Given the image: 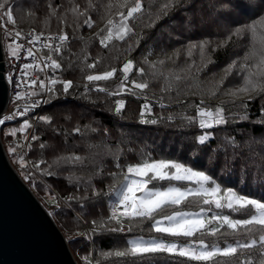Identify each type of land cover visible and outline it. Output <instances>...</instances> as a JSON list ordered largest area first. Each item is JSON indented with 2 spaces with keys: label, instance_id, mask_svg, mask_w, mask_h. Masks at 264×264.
Masks as SVG:
<instances>
[{
  "label": "snow or ice",
  "instance_id": "obj_1",
  "mask_svg": "<svg viewBox=\"0 0 264 264\" xmlns=\"http://www.w3.org/2000/svg\"><path fill=\"white\" fill-rule=\"evenodd\" d=\"M101 9L103 26L93 39L98 37L102 49L116 41L127 44L130 52L144 49L140 66L130 54L120 66L115 91L97 82L114 77L116 67L83 74L82 89L60 71L65 68L64 61L67 70L74 71L78 57H82V73L84 67L93 69L99 62V55L91 58L89 41L77 36V31L92 29L96 24L93 13ZM17 14L45 26L55 19L58 32L46 35L31 29L25 33L16 27ZM68 27L73 29L71 36ZM0 29V53L11 68L0 71V80L13 89L10 103L14 105L10 113L0 115V126L14 122L4 133L13 138L6 150L30 182L39 173L63 178L73 189L64 197L50 195L57 209L63 201L76 214V234L94 246L81 256V264H100L94 259L96 238L127 236L138 223L145 222L151 231L173 239L128 237L124 247L101 255L142 261L146 256L166 254L186 258L189 264H216L218 258L224 264H264V195L244 191L259 187L264 192V0H110L106 5L97 0H0ZM249 35L251 43L243 57L237 55L225 65L215 87H203L200 78L212 62L209 50L215 52L233 37ZM77 41L79 53L72 50ZM39 48L47 49V54L37 57ZM181 50L189 57L198 50L200 65L193 61L178 67ZM21 54L32 62L19 64L17 73L13 61H19ZM168 61H172L171 67ZM49 68L50 76L45 72V78H34L36 69ZM133 72L138 79L130 76ZM233 76L242 78V83L228 87ZM73 87L77 91L70 93ZM155 87L161 95L154 96L153 104L147 92ZM222 93L226 99H219ZM61 94L65 99L71 94L93 108L107 104V113L120 121L126 119L128 104L143 97L133 121L137 132L161 126L171 130L178 138L172 143L179 156L156 158L146 151L147 146H138L139 137L128 138L131 132L113 137L111 126L101 128L96 119L75 112L65 115L66 123L59 124L53 115L32 116ZM100 94L132 99L116 98L108 104ZM30 119H35L36 125ZM98 136L100 140L93 142ZM37 146L39 153L30 157ZM136 156V162H129ZM227 180L232 183H225ZM191 200L196 201L198 210H184ZM165 209H171L170 214H162ZM241 210L245 218L231 215ZM81 220L91 227L79 231ZM226 230L237 234L235 243L219 246L197 238L227 235ZM241 231L251 233V238H239ZM181 238L188 242H178ZM68 239L71 242L72 237Z\"/></svg>",
  "mask_w": 264,
  "mask_h": 264
},
{
  "label": "trees",
  "instance_id": "obj_2",
  "mask_svg": "<svg viewBox=\"0 0 264 264\" xmlns=\"http://www.w3.org/2000/svg\"><path fill=\"white\" fill-rule=\"evenodd\" d=\"M15 2H19V0H14ZM97 2L106 5L110 2V0H97ZM104 14L103 9L99 13H93L94 19L96 21L95 26L92 29H88L84 27L82 33L78 30L77 36L82 35L86 41H89V46L91 49V58L96 59L99 55L100 59L99 62L96 63L93 69H87L84 67L83 73L81 72L79 60H82V57H78L74 60L75 69L74 71L69 72L67 70V61H64L65 68L60 70L63 74L64 78L72 79L74 85L79 86L80 89L83 88L85 81L82 79V75L89 73V72H102L106 70H110L111 67L117 68V73L114 77L110 78L108 81H100L97 82L100 86L107 87L110 90L115 91L117 85L120 82V66L126 61L129 54L132 56L134 61L136 62V66H140L141 63V55L140 53L144 51L143 47L136 51H129L127 44L124 42H113L112 46L107 49H102L98 43V37L93 39V34L97 32L98 28L103 26V22L101 21L100 17ZM16 27L22 29L23 31L35 29L38 31H46L57 33L59 25L55 19L51 20L49 25L45 26L41 24L39 21L31 19V18H21L19 14H17V24ZM69 36L72 35L73 29L72 27H68L66 29ZM146 31V29H145ZM140 28L139 26L136 29V33L139 34ZM213 40L216 43H219V38L214 36ZM186 44L187 41H184ZM251 43V37L247 38H236L233 37L231 42L226 47H220L215 52L209 50V55L211 58V63L208 64L207 69L205 70L204 75L200 78V84L203 87L213 88L215 87L214 81L218 80L220 76L223 74L222 69L225 65L230 62L232 59L237 58V55L243 57L244 52L247 51ZM179 47V45H176ZM81 44L77 42H73L72 50L79 53V49ZM48 50L43 51V54H47ZM65 55H68L66 52ZM155 59V56L151 57ZM92 59L89 62H92ZM177 58L173 56V60ZM195 61L196 65H200L201 57L198 50H194L192 55L189 57L186 54V50H181L178 67H184L187 63H192ZM168 67L172 66V61H168ZM147 68V66H145ZM215 73V75H213ZM193 75L195 72L193 71ZM130 76L134 79H138L137 74L135 72L130 73ZM239 83H242V78L233 76L228 79V87H236L239 86ZM128 87H131V81L128 82ZM59 87V86H58ZM227 90V89H225ZM77 88L73 87L70 90L71 92H76ZM93 98L97 95L95 92L91 93ZM103 97V94H100ZM161 94L159 92L158 87H155L147 92V96L149 99H152L153 104H155V97H159ZM107 100L108 104L114 102L116 98H125L126 100L131 101V97L123 96V97H103ZM223 95L219 97V99H226ZM144 102L143 97L135 101V103H129L127 109L124 112L126 119L124 121H120L118 118L112 117L107 113V104H100L95 108L91 107L89 103L86 101H81L74 99L71 94L65 99L61 94L60 98L53 99L50 103L46 104V106L42 109L39 114H49L53 115L56 122L59 123H66L63 121V117L65 115H71L72 112H75L79 117H88V119H96L98 126L101 128L105 125L111 126L113 129V137L120 136L121 132L128 133L131 132L132 136L128 137L130 139H135L139 137L138 146H147L146 151L149 153H154L156 158H160L161 156L167 157H177L179 156L178 152L173 150V140H177L178 138L172 135V131L169 129L163 128L161 126L159 129L157 128H142L139 132L136 130V126L133 125V121L135 119V115L138 114L139 105L140 103ZM156 111L158 112L159 109L157 108ZM94 112L96 115L92 117L90 114ZM167 113H165L166 115ZM103 118L102 120L100 118ZM83 122H88L84 120ZM73 123H75V117L73 119ZM36 125V121L35 124ZM120 125H124L123 128ZM39 127V125H38ZM31 132V129H28ZM30 138V137H29ZM6 139L9 141L12 140L11 136H8ZM100 137H96V140L93 142H98ZM37 142H33L35 145ZM4 144V143H3ZM5 148V147H4ZM69 149H71V142L69 144ZM78 150H82L78 149ZM38 146L35 147L30 153V157L35 158L36 154L39 153ZM139 159V156L133 158L132 161L129 162H136ZM124 162V161H122ZM127 163V162H125ZM44 165H42L43 167ZM80 173H77L79 175ZM122 179V177H120ZM224 179L223 177L221 178ZM27 180V179H26ZM25 180L28 183V187L34 193L37 190V187L40 190H44L45 188L53 194L56 198L67 196L69 192L73 191L71 187L66 186V181L63 178H55V177H48V176H41L39 173L34 175L33 181ZM225 183H232L231 180L225 181ZM149 186H152L151 184ZM245 192H250L251 194H255L256 196L264 195V192L261 191L259 187H255L253 189H244ZM35 194V193H34ZM52 195V197H53ZM36 196V195H35ZM37 197V196H36ZM191 199V198H190ZM54 202V201H53ZM196 201L191 200V205H185L184 210H198L196 207ZM47 210V209H46ZM58 211V217L53 218L54 222L62 232L65 237L72 236L71 242L68 241V245L70 246V250L74 259L76 260L77 264L79 263V259L83 256L86 252L91 250L94 246L92 244L87 243L84 241L79 235H77V222L75 220L76 214L66 208L64 206L63 201H60V208ZM171 209H165L164 213L162 214H170ZM231 215L235 218H245V213L243 210L231 213ZM90 223H84L83 220L79 223V231H84L86 228H90ZM227 235H218V237H210L208 235H204L203 237L197 236V238L205 239L209 244L215 242L219 246H225L229 243H235L237 238V234H233L231 230H226ZM251 233H246L241 231L239 233V238L241 239H248L251 238ZM128 237H143V238H156V239H165V240H172L173 238L165 236L163 234L155 233L150 230L147 222L145 223H138L133 231L127 236L120 235V236H112L108 235L105 237H98L96 238V256L94 259L99 260L100 264H189L186 258L181 257H169L166 254H157L155 256H146L142 261L136 260L132 261L130 258H119L115 256H110L108 258H104L101 253L103 251L114 250L117 247H124L126 245V239ZM178 242L180 243H187L188 241L184 238H181ZM191 264H199V262H191ZM216 264H224L223 259L218 258Z\"/></svg>",
  "mask_w": 264,
  "mask_h": 264
},
{
  "label": "water",
  "instance_id": "obj_3",
  "mask_svg": "<svg viewBox=\"0 0 264 264\" xmlns=\"http://www.w3.org/2000/svg\"><path fill=\"white\" fill-rule=\"evenodd\" d=\"M7 102L8 86L0 80V115ZM0 264H77L61 231L8 160L1 135Z\"/></svg>",
  "mask_w": 264,
  "mask_h": 264
},
{
  "label": "rangeland",
  "instance_id": "obj_4",
  "mask_svg": "<svg viewBox=\"0 0 264 264\" xmlns=\"http://www.w3.org/2000/svg\"><path fill=\"white\" fill-rule=\"evenodd\" d=\"M15 2V1H14ZM9 27H13L12 25H9ZM1 32L3 31V29H0ZM23 118H17V120H22ZM12 123L14 122H10L9 124H6L4 126H1L0 128V135H1V141H2V144L3 146L5 147V152H6V155L8 157V160L10 161L11 165L14 167V169L16 170V172L18 173V175L20 176V178L24 181L25 183V178H24V175L22 174L21 172V169H20V166L17 162L14 161V158L13 156H11L8 152H7V147L9 145V140L6 139L4 133L6 131H8L9 127H11ZM13 139V138H12ZM27 181V180H26ZM28 183L29 182H26L25 184L28 186ZM30 189V188H29ZM31 190V189H30ZM33 193V192H32ZM35 193V194H34ZM34 195H36L35 197L40 201V203L42 204V206L44 207V209L46 210L47 213H49L50 211H55L57 214L54 215L53 217L56 218L58 217V209L56 208V204L53 202V197L52 195H50V192L45 188L44 190H40L39 187H37V190L34 191ZM52 218V216H50ZM53 219V218H52ZM54 221V220H53ZM55 223V222H54ZM56 224V223H55ZM57 226V225H56ZM58 227V226H57ZM60 230V229H59ZM62 233V232H61ZM63 235V234H62ZM64 236V235H63ZM72 237V236H71ZM65 240H66V243L68 245V237H65ZM144 239H150V238H144ZM69 249H70V246L68 245ZM71 251V250H70ZM73 256V255H72ZM74 257V256H73ZM76 261V260H75ZM77 263V262H76ZM79 263L81 264V259H79Z\"/></svg>",
  "mask_w": 264,
  "mask_h": 264
},
{
  "label": "built area",
  "instance_id": "obj_5",
  "mask_svg": "<svg viewBox=\"0 0 264 264\" xmlns=\"http://www.w3.org/2000/svg\"><path fill=\"white\" fill-rule=\"evenodd\" d=\"M29 31H30V30H27V31H24V32L27 33V32H29ZM36 31H38V30H36ZM38 32H39V31H38ZM43 32H44L46 35L49 33V32H46V31H43ZM0 33H2L1 30H0ZM45 50H47V49L39 48V49L36 51L35 55H36L37 57H40V56H42V55H45V54H43V51H45ZM2 62H3V65H4V67H3V68H4V71H3V72L11 71L10 63L4 58V55H2ZM25 62H32V60H31V58H28V60H25L23 54H21V57H20V60H19V61H13V63H15V65H16L15 71H16L17 73L20 71L19 64H21V63H25ZM45 72H47V74L50 76L52 70H51L50 68L47 69V70L36 69L37 76L34 77V78H38V79H43V78H45ZM7 86H8V85H7ZM25 87L27 88V86H25ZM34 87H35V86H34ZM12 94H13V89H12L10 86H8V102H7L6 108H5V110H4V114L10 113V112L13 110L14 105H13L12 103H10V97L12 96ZM36 98H38V97H32L31 99H36ZM45 106H46V105H44L43 108H44ZM43 108H41V109H37L34 113H32V116H35V115L39 114V113L42 111ZM30 123L34 125V124H35V119H30Z\"/></svg>",
  "mask_w": 264,
  "mask_h": 264
},
{
  "label": "bare ground",
  "instance_id": "obj_6",
  "mask_svg": "<svg viewBox=\"0 0 264 264\" xmlns=\"http://www.w3.org/2000/svg\"><path fill=\"white\" fill-rule=\"evenodd\" d=\"M27 31V30H26Z\"/></svg>",
  "mask_w": 264,
  "mask_h": 264
}]
</instances>
